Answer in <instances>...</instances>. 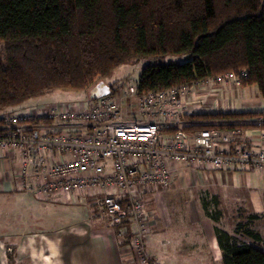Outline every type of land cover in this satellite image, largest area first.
<instances>
[{"label":"trees","instance_id":"obj_1","mask_svg":"<svg viewBox=\"0 0 264 264\" xmlns=\"http://www.w3.org/2000/svg\"><path fill=\"white\" fill-rule=\"evenodd\" d=\"M174 55L185 60L143 68L138 93L234 73L240 87L255 86L264 98V0H0V128L31 99L87 92L123 64ZM183 120L190 125L171 131L264 128V111L195 112ZM218 206L217 197L203 198L215 222ZM244 218L234 232L248 243L215 226L221 264H264V239L251 226L260 216Z\"/></svg>","mask_w":264,"mask_h":264},{"label":"built area","instance_id":"obj_2","mask_svg":"<svg viewBox=\"0 0 264 264\" xmlns=\"http://www.w3.org/2000/svg\"><path fill=\"white\" fill-rule=\"evenodd\" d=\"M209 80L239 85L234 73L145 93L122 85L87 105L13 113L0 128V151L15 160L17 190L40 202L89 199L111 224L130 220L138 264H160L146 249L145 195L190 173L200 181L208 171L264 170V128L171 131L190 125L183 115L205 103Z\"/></svg>","mask_w":264,"mask_h":264},{"label":"crops","instance_id":"obj_3","mask_svg":"<svg viewBox=\"0 0 264 264\" xmlns=\"http://www.w3.org/2000/svg\"><path fill=\"white\" fill-rule=\"evenodd\" d=\"M210 82L204 105L213 110L205 112L264 111V98L257 99L258 93L253 94L254 100L246 102L254 86L244 88L233 81L217 86ZM213 88L216 90L211 91ZM243 140L247 139L241 137L239 141ZM186 178L183 181L175 178L168 187L145 195L144 211L149 222L146 249L160 264H189L191 259L221 264L222 250L215 226L236 236L235 226L228 229L222 224L224 207L246 209L250 214L264 210V170L237 168L235 171L204 172L200 181L192 173ZM16 181L14 158L0 151V264H138L127 240L134 231L130 220L120 227L111 224L89 199L76 204L59 200L40 202L31 194L17 190ZM174 182H178V186H172ZM195 186L200 187L197 191L201 215L197 213V218L189 204L191 187ZM171 190H184L185 200L177 202L172 196L177 192L171 193ZM19 195L31 198L21 199L18 207L12 201L10 207L9 199ZM205 197L218 198V208L222 211L218 222L205 213ZM183 216L196 224L195 233L189 236L176 231L170 233L174 230L170 228ZM33 224L48 228L40 230ZM123 226L127 228L125 234ZM244 242L251 241L247 238Z\"/></svg>","mask_w":264,"mask_h":264},{"label":"rangeland","instance_id":"obj_4","mask_svg":"<svg viewBox=\"0 0 264 264\" xmlns=\"http://www.w3.org/2000/svg\"><path fill=\"white\" fill-rule=\"evenodd\" d=\"M185 60V57H180L177 55L174 56H167L165 58H144V59H140L137 61H134L132 63H128V64H123L121 66H119L114 72L113 74L108 77L107 79H105V83L109 84H113L115 86V88L120 85H126L128 87H135L136 82L139 78L140 73L142 72L143 68L148 65V64H152V63H158V62H182ZM252 90V91H251ZM252 93V94H251ZM258 93V98L260 99L261 94L259 93L258 89L254 86L253 88L250 89V98L247 101H252L255 98H253V94ZM90 98L89 95L87 94L86 91H77V90H54L51 91L47 94H45L44 96L41 97H37L34 99H31L29 101H27L22 107L21 110H19L17 113H22L23 111H28L31 109H43L45 107L48 106H52V105H56V104H62L66 107H79L81 105H87L88 102H90ZM209 106V105H208ZM213 108H209L206 106V104L198 106L196 108V110L194 112H205V111H212ZM8 111V110H7ZM5 113V112H4ZM12 115V113H9L8 116ZM178 186V182H174L172 186ZM171 186V188H172ZM200 187H191V196H190V206H191V210L193 212V215L195 218L197 213L199 215H201V208H200V203H199V196L200 193L197 191ZM172 191V190H171ZM177 192V193H175ZM171 193H175L172 196L175 197L177 200V202L185 200V195L186 192L183 190H173ZM22 195V194H21ZM15 197V196H14ZM17 198H10L9 202H10V207H11V203L13 201V203L15 204L16 207H18L17 205H20V200L21 199H25V197L27 198H31L28 195H24L23 198L19 195L16 196ZM192 197V198H191ZM162 201V199H161ZM164 201V200H163ZM8 202V201H5ZM166 203L164 202V205ZM243 209V207L241 208ZM181 212H183L181 210ZM224 216L222 219V224L228 228H234V226L238 223V222H242L244 223L246 221V218H244L246 215L250 214L249 212L246 211V209L244 210H237L236 207L234 208H227L224 207ZM256 214H258L259 216H261L259 219L254 220L253 222H251V226L252 228L259 232L263 239H264V210L261 211H255ZM20 217V216H17ZM25 217V216H24ZM99 218V217H98ZM185 216L181 217V220H179L180 222H176V225L171 227L170 229H174L172 232L170 233H176L178 234H186L187 236L192 235L195 233L196 230V224L192 223L188 220V218H186ZM184 219V220H183ZM106 220V219H104ZM107 221V220H106ZM66 225H68L69 223H66V221H64ZM109 222V221H108ZM34 225V224H33ZM35 228L40 229V230H45V227L43 225H34ZM169 230V229H168ZM167 230V232H168ZM167 234V233H166ZM236 234V233H235ZM236 238L239 242H244L247 240V237L244 236L243 234H236ZM190 259H188L187 261H189ZM189 263V262H188ZM189 264H206L205 262L202 261V259H191V262Z\"/></svg>","mask_w":264,"mask_h":264},{"label":"water","instance_id":"obj_5","mask_svg":"<svg viewBox=\"0 0 264 264\" xmlns=\"http://www.w3.org/2000/svg\"><path fill=\"white\" fill-rule=\"evenodd\" d=\"M111 93H112L111 87L107 83H105L104 80L98 81L87 91L90 100H96L103 96L110 95Z\"/></svg>","mask_w":264,"mask_h":264}]
</instances>
